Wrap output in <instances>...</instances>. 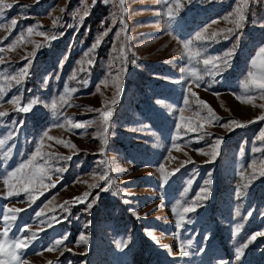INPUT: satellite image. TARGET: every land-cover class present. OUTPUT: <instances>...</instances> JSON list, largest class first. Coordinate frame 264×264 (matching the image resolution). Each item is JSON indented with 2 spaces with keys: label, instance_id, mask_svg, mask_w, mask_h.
I'll return each instance as SVG.
<instances>
[{
  "label": "rangeland",
  "instance_id": "1",
  "mask_svg": "<svg viewBox=\"0 0 264 264\" xmlns=\"http://www.w3.org/2000/svg\"><path fill=\"white\" fill-rule=\"evenodd\" d=\"M5 2L13 7L5 9L0 18L6 24L0 28V47L4 48L0 56L5 61L0 70L15 75L27 64L22 57L34 49L35 56L29 57L32 63L22 85L12 82L8 87L0 75L4 85L0 111L9 113L0 118V139L13 133L0 149V153L12 149L7 158L0 155V232L4 208L23 209L8 237L0 239L11 241L25 227L31 231H25L24 236L36 232L37 238L21 254L25 264H264V236L248 243L239 260L235 257L237 247L257 231H264V176L257 173L255 179H248L253 160L259 168V161L264 159V151H252L254 147L264 149V141L257 140L264 129V120L258 119L264 115V98L258 90L242 87L253 70L252 59L264 46V0H247L240 29H235L232 17L223 19L237 7V0H181L183 7L169 22L163 15L166 6L158 0H124L123 7L120 0L95 6L92 0ZM85 11L89 15L81 20ZM12 19L18 23L9 34L7 25ZM214 20L217 23H212ZM29 27L33 28L30 35L26 32ZM205 28L208 35L213 31L220 35L205 42L198 64L194 61L189 65L182 41ZM229 28L234 29L232 34L221 32ZM22 31L25 41L8 49ZM38 32L58 38L46 41ZM28 39L35 43H28ZM97 39L100 44L89 52ZM36 44L43 46L37 48ZM228 51H232L229 66L215 76L206 75L203 59L208 55L221 57ZM87 59L93 61L91 66L80 63ZM82 67L86 71H80ZM190 67L204 77L199 86L182 71ZM74 70L76 79H69ZM65 85L77 91L65 93ZM61 95L68 104L59 109L61 114L53 116L51 102L55 99L59 103ZM13 96L20 97L19 106L33 100L37 103L29 112L21 113L16 111L18 105L8 102ZM249 96L251 102H245ZM198 100L204 103L198 104ZM109 106L112 115L105 133L99 113L90 109ZM208 108L220 119L211 123L202 119L208 115ZM232 120L245 126L231 125V130L223 126ZM197 122L204 128L186 134L182 127L176 141L179 147H173L176 125L195 126ZM57 123L64 127L55 126ZM74 123H85L86 127L72 128ZM45 131L54 138H45L41 150L54 154L48 164L55 187L36 194L35 202L25 193L3 198L7 192L3 177L28 159ZM218 138L222 140L212 159L206 153L212 151ZM39 162L44 163V158ZM161 164L170 173L167 182L162 178ZM56 168L64 171L58 173ZM105 171L107 180H99ZM190 179L191 185L187 183ZM208 179V199L187 213L182 227L177 228L178 217L173 211L177 202L190 205ZM92 184L99 187H89ZM243 184H247L241 189L244 196L237 198V188ZM85 192L89 193L88 202L95 200L91 209L87 203H71L67 211L59 207ZM46 204L54 210L45 209L44 216L35 217ZM53 216L61 222L52 226L40 222ZM237 225L240 232L234 235ZM66 234L62 246L46 250ZM81 234L87 243H77ZM188 241L189 254L181 255L180 244Z\"/></svg>",
  "mask_w": 264,
  "mask_h": 264
},
{
  "label": "snow or ice",
  "instance_id": "2",
  "mask_svg": "<svg viewBox=\"0 0 264 264\" xmlns=\"http://www.w3.org/2000/svg\"><path fill=\"white\" fill-rule=\"evenodd\" d=\"M38 2V0H37ZM101 2L107 3L108 0H101ZM188 2H191V0H188ZM97 3V0H92V6H95ZM158 3H161L162 5L166 6V10L163 12V15H165L168 18V22L176 16V13L180 10L181 7H183L181 0H158ZM247 3V0H237V7L233 10V12L229 13V16L223 17V19L227 20L229 17H232V23L235 26V29H240L243 24L242 22L245 19V7L244 5ZM124 0H120V5L123 7ZM13 7L12 3H6L5 0H0V18L4 17L5 9H11ZM63 11V9H61ZM124 11L126 12L127 9L125 8ZM89 13L87 11L84 12V15L80 17L81 20H83ZM18 21L16 19H12L10 21V25H7L9 28V34L11 33L12 29L15 28ZM103 23V22H102ZM113 24L116 23L115 19L112 21ZM121 23H123V20H121ZM212 23H217V21H212ZM56 24V20H53V25ZM6 24L3 22H0V28H5ZM27 34L33 33V28L29 27L26 30ZM208 29L205 28L201 31H198L195 36L186 41H182L183 48H184V54L187 57V61L189 65H193V62L195 61L197 64L200 62V57L204 55V52L202 49L205 48V42L207 41H214L220 33L218 32H211L210 35L207 34ZM221 32H226L228 34H232L234 32L233 28L224 29L221 30ZM40 36H45L46 41H51L54 39H57L58 37L55 35L47 36L44 32H38L37 33ZM104 35H107V32L104 33ZM117 38L120 36V32L116 33ZM4 39H7L5 37ZM224 39H228V35H224ZM25 41V32H21L19 36L15 40L12 41L11 44H9L7 47L8 49H13L16 46H19L20 43H23ZM28 43H35L31 39L27 40ZM100 39H97L95 44L92 45V48L89 49V52H91L93 49H95L100 44ZM196 42H200V47H196ZM3 44V40H0V45ZM41 44H36V47H42ZM113 51H116L115 47L113 48ZM4 52V48L0 47V53ZM89 52H86L84 55L85 57H88ZM119 52L121 56H123L124 48L121 46L119 49ZM35 56V49L32 52H29L25 57H22L23 60H27V64L20 68L19 71L15 73V75H9L6 73V70H0V75L3 76V80L7 82L8 87L12 86V82H14L15 85L19 86L22 85L23 80L28 75V66L32 63V60L29 59V57ZM232 56V51L225 52L223 56L217 57V56H211L208 55L207 58L203 59L202 63L204 65V73L209 76H215L219 73H221L225 68L229 66V58ZM67 59V57H65ZM5 63L3 60V57L0 56V64ZM81 64L87 63V65L91 66L93 64V61L91 59H87L86 61H81ZM251 66L253 70H250L247 74L248 78L244 80L242 87L245 90L249 89H256L259 91V94L261 98H264V46H261L259 50L257 51L255 57L251 61ZM80 71H86L85 68H81ZM120 72L123 71V69L119 70ZM182 71H187L190 77L196 82V85L199 86L200 81L204 79V77L200 74H198L197 69L195 67H190L188 69H182ZM77 71L74 70L72 73V76L69 79H76ZM117 81L119 80V74L116 77ZM45 85H47L48 81L47 79L44 81ZM101 83H105V81H102ZM85 86L87 85V81H84ZM77 89L72 88L69 89L67 85H65L64 92H76ZM97 91H99V85L97 86ZM189 93L191 95L195 96V93L191 91V88L188 89ZM4 95V85L0 84V101H2ZM237 99H240V97H237ZM251 97L249 96L245 102H251ZM9 103H14L17 106L16 111L21 113H27L30 111L33 105L37 103V101L33 100L29 104L25 106H19L20 104V97L19 96H13L11 100L8 101ZM113 103H115V99H113ZM187 99L185 100V104H187ZM198 104H203V101H197ZM65 104H68V101L65 99L64 95H61L60 102L58 103L57 100H52L51 102V108H52V114L53 116H57L58 114H61L59 112V109L62 108ZM70 106V105H69ZM205 107H207L205 105ZM261 107H264V105H261ZM91 111H96L100 115L99 123L102 126L103 132H107L108 130V122L112 115L111 106H109L105 110L101 109H90ZM183 111V109H181ZM208 115L203 117L202 119L206 120L207 122L211 123L214 120H219L220 118L215 115V113L212 111L211 108L207 109ZM9 115L6 111H0V118H3L5 116ZM180 119L182 121L185 120V117L181 116ZM260 120H264V115L258 117ZM251 122V121H250ZM15 123V122H14ZM70 123V121H69ZM231 125L236 126H245L243 124H240L238 121L232 120L229 124L223 125L224 127H228L229 130H231ZM55 126L58 127H64L63 123H57ZM72 128L81 129L85 128V123H74L71 124ZM184 127L185 133L189 132H199L204 128V125L202 123L197 122L195 126H193L192 123H186L184 125L177 124V135L173 137V147L178 148L179 145L176 143L177 139H179V130ZM13 137V133L10 132L7 137H4L3 139H0V149H4L5 145L8 143L9 140H11ZM47 138L49 140L54 139L53 137H50L48 135V132L45 131L43 133V136L41 137L40 141L36 145V150L28 157L27 160L20 163L16 168H14L11 171H8L7 174L3 177V183L7 188L6 196L3 197L5 199L13 197V196H19L21 193L27 194V199L30 202H35V199L37 198L36 194L42 195L44 191H47L50 187H55V183L51 182L49 172L53 171V169L49 166L48 161L52 158L54 154L49 153H42L41 145L44 143V139ZM199 138H203L200 136ZM222 138H218L214 145L212 146V151L210 153H206L212 157V159H215L217 155V148L219 147L221 143ZM257 140L264 141V129L261 130L259 136L257 137ZM57 143H64V141L57 140ZM11 148L9 147L7 151H3L0 153V155H3V157L7 158L8 153L11 152ZM253 153L264 151V149L256 148L254 147L252 149ZM44 158V163H40V159ZM59 159L62 160H69L71 157H59ZM186 161L185 163H187ZM207 162V161H206ZM259 168H257V161L253 160L252 164L249 165V167L252 169V173L248 177V179H255L256 174L258 173L259 176H264V159H261L259 161ZM182 166V165H181ZM178 170V169H177ZM54 171L58 173H62L64 171L63 168H56ZM160 171L162 172V178L164 182H167L170 173H167L164 171V165H160ZM241 177L243 178L245 173L244 171H241ZM108 177L107 171H105L103 174L98 176V179L101 181H106ZM45 180H49V183L46 184ZM189 185H191L192 180L190 179L187 182ZM211 184V180H205L204 181V187L200 189V191L197 193L196 199L192 201V203L188 206L181 205L179 202H177V208H174L173 211L176 213L178 219L176 221V227L180 228L182 227L183 223L185 222V217L187 213L194 212L197 207L202 206L203 201L208 199L209 194V185ZM89 187H99L98 184H92L89 185ZM247 187V184H243L237 188V198H241L244 196V192L241 190L242 188ZM107 190V188L103 189ZM189 189L186 187L184 189L185 192H187ZM89 196L88 192H85L82 194L81 197H74L72 201H65L64 204L59 205L62 211L68 210V205L71 203H87L88 209H91V207L94 205L95 200H92L91 202H88L86 198ZM52 201H49V204H51ZM45 209H48L49 211H53L54 209H49L48 204L44 206V208L40 209L35 213V217H41L45 215ZM23 211V209H17L15 207L13 208H7L5 207L3 209L2 214V223H3V231L0 232V237H8V233L10 229L12 228L14 222L17 219V214L19 212ZM236 215L239 216L240 212L237 210ZM248 216H251V212L248 213ZM41 223H47L49 226H52L54 223H58L61 221H58L55 216L48 217L46 220L40 221ZM190 223L191 221H187ZM87 227V225H85ZM21 235L19 237H16L15 239L9 241L7 239H0V264H25V261L22 259V252L24 249L28 248L29 245L37 238L36 232H31V235L24 236L25 231H31L30 228L25 227L21 230ZM240 232V227L237 225L236 227V233L238 234ZM151 235V233H149ZM264 236V231H257L252 236L248 238L247 243L241 245L240 247H237L235 250V257L237 260L240 259V257L243 254L244 248L247 247L248 243H251L254 241L257 237ZM68 236L67 234L62 239H56L55 242L46 250L52 251L58 249L60 246L64 244V241L67 240ZM155 239V237H153ZM80 243H87V237L81 234L79 241ZM191 241L188 242H181L180 244V254L181 255H188L187 248L190 246ZM121 247L124 246L123 242L119 245ZM68 251H71V249H68ZM203 251V249H201Z\"/></svg>",
  "mask_w": 264,
  "mask_h": 264
},
{
  "label": "trees",
  "instance_id": "3",
  "mask_svg": "<svg viewBox=\"0 0 264 264\" xmlns=\"http://www.w3.org/2000/svg\"><path fill=\"white\" fill-rule=\"evenodd\" d=\"M97 3H101V1L100 2H97Z\"/></svg>",
  "mask_w": 264,
  "mask_h": 264
}]
</instances>
